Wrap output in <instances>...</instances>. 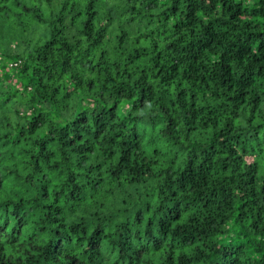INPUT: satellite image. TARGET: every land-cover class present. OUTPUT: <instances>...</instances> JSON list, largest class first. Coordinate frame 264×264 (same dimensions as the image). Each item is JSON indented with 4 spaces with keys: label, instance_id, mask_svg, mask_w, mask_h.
Here are the masks:
<instances>
[{
    "label": "trees",
    "instance_id": "obj_1",
    "mask_svg": "<svg viewBox=\"0 0 264 264\" xmlns=\"http://www.w3.org/2000/svg\"><path fill=\"white\" fill-rule=\"evenodd\" d=\"M0 264H264V0H0Z\"/></svg>",
    "mask_w": 264,
    "mask_h": 264
}]
</instances>
